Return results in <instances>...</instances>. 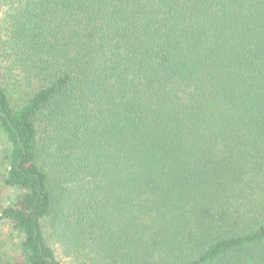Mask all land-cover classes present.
<instances>
[{"label":"trees","instance_id":"16d2710c","mask_svg":"<svg viewBox=\"0 0 264 264\" xmlns=\"http://www.w3.org/2000/svg\"><path fill=\"white\" fill-rule=\"evenodd\" d=\"M0 11V264H264V0Z\"/></svg>","mask_w":264,"mask_h":264},{"label":"rangeland","instance_id":"374dc122","mask_svg":"<svg viewBox=\"0 0 264 264\" xmlns=\"http://www.w3.org/2000/svg\"><path fill=\"white\" fill-rule=\"evenodd\" d=\"M2 14L3 12L0 11V19L4 18V16H1ZM13 80L14 81H9L5 86L10 93L12 102L18 105L23 101L24 98L27 97L30 89L27 84L21 86L18 83V80H20L19 78ZM20 81L25 83V81H23L22 79ZM9 148L10 144L7 140L6 135L3 132H0V212L4 208L12 205L15 202L18 194H20V191L18 189L9 188L4 183L7 174V165L1 163V160L7 154ZM18 241V233L14 230L12 225L8 222L0 223V244H3L4 246L7 245L6 251L4 252H6L9 257H13L16 255V253H14V244H17ZM58 255L63 264H73L69 258L64 257L60 253H58Z\"/></svg>","mask_w":264,"mask_h":264}]
</instances>
